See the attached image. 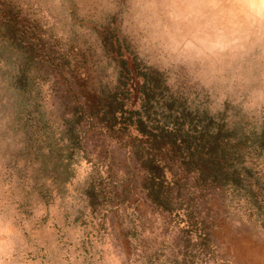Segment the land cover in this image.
<instances>
[{"label":"rangeland","instance_id":"rangeland-1","mask_svg":"<svg viewBox=\"0 0 264 264\" xmlns=\"http://www.w3.org/2000/svg\"><path fill=\"white\" fill-rule=\"evenodd\" d=\"M59 32L33 0H0V91L13 114L0 133V264H264V124L230 104L210 115L205 92L170 85L113 29L91 44ZM107 98L119 121L178 130L181 149L97 117L68 139L73 114ZM186 134L193 147L205 134L227 150L228 183L199 176L205 162H188ZM149 159L165 176L160 205L148 196Z\"/></svg>","mask_w":264,"mask_h":264},{"label":"clouds","instance_id":"clouds-1","mask_svg":"<svg viewBox=\"0 0 264 264\" xmlns=\"http://www.w3.org/2000/svg\"><path fill=\"white\" fill-rule=\"evenodd\" d=\"M33 6L37 18L57 24L63 42L78 36L95 43L113 29L170 85L205 92L210 115L230 104L264 124V0H33ZM11 104L0 99V133L12 121Z\"/></svg>","mask_w":264,"mask_h":264},{"label":"trees","instance_id":"trees-1","mask_svg":"<svg viewBox=\"0 0 264 264\" xmlns=\"http://www.w3.org/2000/svg\"><path fill=\"white\" fill-rule=\"evenodd\" d=\"M100 105L102 106V108L96 112L90 110L88 111L86 110L85 106H81V114H78V112H75L73 114L74 118L69 121V124H71V126L67 129V135L69 137L68 139L76 140L74 134L76 132V124L80 123L81 119L86 117H97L98 123L108 131H117L118 127L128 122L130 123L131 127H133V130L135 132H138L140 135L145 136L148 141H151V146L159 150L163 148L164 144L167 143L170 138H172L173 140L172 143L177 145V141L179 137H181L177 133L178 130H173L172 132L163 128L152 130L146 123V118H139V116H137L136 119L132 118L131 120V116L125 118L121 114L122 120L119 121L118 115L119 113H122V111H120V104L116 102L115 98H107L105 102ZM119 130H122V128H120ZM189 137L191 136L187 135V138H184L183 140L187 143L188 162H190L191 164L194 163L195 165H198L199 162H205L201 164L197 170L201 174L199 176L202 177L207 175L213 177L215 181H224V183H228L230 181L228 178L229 174L228 172L224 171V167H222L221 163H219V159H226L225 157L227 150L219 142L215 141V139L211 140L210 138H207L205 134H203L201 140L199 142H196L193 147L194 141L190 140ZM177 147L178 150L181 149V145L178 144ZM205 149V153H207L208 155L204 160L203 158H201L200 153ZM207 162L215 163L216 166H211ZM144 167L149 180V182H147L148 196L151 198L152 202L160 205L163 203L162 200H160V195L162 193L163 186L162 180L165 176L162 172L161 167L153 164V159H149Z\"/></svg>","mask_w":264,"mask_h":264}]
</instances>
